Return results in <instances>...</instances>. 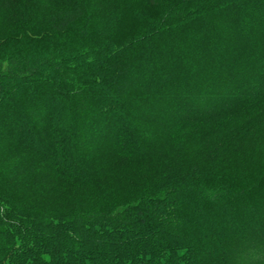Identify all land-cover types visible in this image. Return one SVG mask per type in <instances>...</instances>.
Here are the masks:
<instances>
[{
	"label": "trees",
	"instance_id": "1",
	"mask_svg": "<svg viewBox=\"0 0 264 264\" xmlns=\"http://www.w3.org/2000/svg\"><path fill=\"white\" fill-rule=\"evenodd\" d=\"M91 1L35 5L16 36L0 31V264H264V169L153 190L127 166L147 161L163 117L170 131L264 103V0H151L124 45L122 0L111 25ZM88 172L103 186L87 200L51 203L49 177Z\"/></svg>",
	"mask_w": 264,
	"mask_h": 264
},
{
	"label": "rangeland",
	"instance_id": "2",
	"mask_svg": "<svg viewBox=\"0 0 264 264\" xmlns=\"http://www.w3.org/2000/svg\"><path fill=\"white\" fill-rule=\"evenodd\" d=\"M72 1L0 0V31L6 33L7 39V36H16L20 32L23 13L30 7L45 3L68 7ZM150 1L122 0V14L118 21L108 0H92V13L95 20L103 21L102 25L117 21L114 35L119 44L124 45L140 36L147 28V22L154 19ZM224 103L231 105L234 102L230 103L227 98ZM237 105L228 106L226 110L220 109L214 118L200 115L190 117L185 126L170 131L162 127L164 123H176L174 118L163 117L154 122L157 126L153 134L154 143L146 154L148 163L141 159L140 163L127 165L138 167V173L142 174L134 176L131 186L155 190L185 177L237 183H246L254 178L264 169V103L259 106ZM215 106L221 105L216 103ZM102 150L106 158L122 157L123 161L115 163L118 166L127 159L119 154V150L111 147ZM76 174L72 173L70 178L49 177L51 203L62 206L69 202H82L90 197L87 194L91 189L89 185L96 183L95 188L103 186L101 181L90 183L89 172L84 176L86 182Z\"/></svg>",
	"mask_w": 264,
	"mask_h": 264
}]
</instances>
